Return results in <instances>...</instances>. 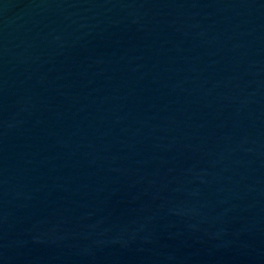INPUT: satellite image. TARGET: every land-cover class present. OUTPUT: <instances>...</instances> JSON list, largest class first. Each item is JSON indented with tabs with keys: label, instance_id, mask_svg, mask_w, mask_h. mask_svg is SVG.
<instances>
[{
	"label": "water",
	"instance_id": "1",
	"mask_svg": "<svg viewBox=\"0 0 264 264\" xmlns=\"http://www.w3.org/2000/svg\"><path fill=\"white\" fill-rule=\"evenodd\" d=\"M0 264H264V0H0Z\"/></svg>",
	"mask_w": 264,
	"mask_h": 264
}]
</instances>
